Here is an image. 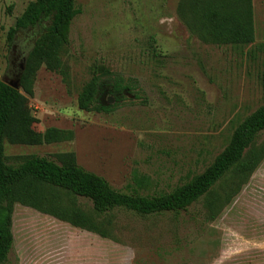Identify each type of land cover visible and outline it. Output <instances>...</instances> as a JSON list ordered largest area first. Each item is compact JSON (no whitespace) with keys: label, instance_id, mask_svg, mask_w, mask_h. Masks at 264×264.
<instances>
[{"label":"rangeland","instance_id":"1","mask_svg":"<svg viewBox=\"0 0 264 264\" xmlns=\"http://www.w3.org/2000/svg\"><path fill=\"white\" fill-rule=\"evenodd\" d=\"M33 1L0 0V81L18 82L35 132L66 131L72 139L31 145L10 137L8 165L31 156L59 164L58 156L73 153L118 192L169 193L201 174L235 127L264 105V0L253 1L255 41L241 49L200 41L177 14L181 0H76L58 68L33 62L26 91L19 75L34 33L18 32L12 44L7 37ZM105 70L136 80L139 97L109 114L80 110L79 93ZM263 142L264 132L254 148ZM134 174L149 185L136 190ZM232 176L209 198H223ZM206 200L151 216L117 209L106 239L15 204L6 264H264V159L212 220ZM77 203L91 211L89 201Z\"/></svg>","mask_w":264,"mask_h":264},{"label":"trees","instance_id":"2","mask_svg":"<svg viewBox=\"0 0 264 264\" xmlns=\"http://www.w3.org/2000/svg\"><path fill=\"white\" fill-rule=\"evenodd\" d=\"M76 0H34L21 18L8 31L12 44L18 32L34 33V45L19 75V84L28 91L32 64L44 63L50 69L59 66L60 54L69 42L70 26L79 14ZM177 14L190 32L204 43L241 49L255 41L252 0H181ZM110 96L101 103L104 89ZM136 80L125 79L108 70L95 73L78 95V107L86 112L109 114L121 107L129 97H139ZM34 119L25 111V99L8 84L0 81V264H6L13 245L12 207L32 208L70 226L111 238V214L123 209L140 216L178 213L206 198L212 220L220 207L240 190L264 159V142L254 148L258 135L264 132V105L241 121L233 130L225 148L199 175L193 176L169 193L151 196L121 193L102 177L78 166L73 153L58 156L59 164L39 156H31L17 165H8L5 141L13 137L22 144L40 145L70 141L72 134L60 130L37 133ZM233 174L223 198L211 197L215 186L229 173ZM136 190L149 185L146 176L134 174ZM82 198L91 211L77 203Z\"/></svg>","mask_w":264,"mask_h":264},{"label":"water","instance_id":"3","mask_svg":"<svg viewBox=\"0 0 264 264\" xmlns=\"http://www.w3.org/2000/svg\"><path fill=\"white\" fill-rule=\"evenodd\" d=\"M9 86L15 90H17L19 88L18 86V82L14 83V84H9Z\"/></svg>","mask_w":264,"mask_h":264},{"label":"crops","instance_id":"4","mask_svg":"<svg viewBox=\"0 0 264 264\" xmlns=\"http://www.w3.org/2000/svg\"><path fill=\"white\" fill-rule=\"evenodd\" d=\"M254 0H252V9H253V20H254ZM255 30V29H254Z\"/></svg>","mask_w":264,"mask_h":264}]
</instances>
